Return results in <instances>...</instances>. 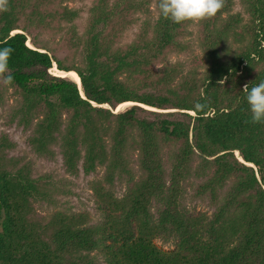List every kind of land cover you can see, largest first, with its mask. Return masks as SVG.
Listing matches in <instances>:
<instances>
[{
    "label": "trees",
    "instance_id": "trees-1",
    "mask_svg": "<svg viewBox=\"0 0 264 264\" xmlns=\"http://www.w3.org/2000/svg\"><path fill=\"white\" fill-rule=\"evenodd\" d=\"M63 1L6 0L0 46L14 49L13 80L0 74V103L14 101L7 124L30 131L36 154L53 158L57 145L68 172L101 166L105 182L124 180L126 191L118 198L95 189L101 224L86 212L41 217L34 204L49 200L50 184L8 155L16 144L0 132V264H264V123L251 122L243 91L264 80V0H240L246 21L233 0L195 21L206 60L200 74L183 72V63L154 70L168 52L189 49L181 35L193 23L161 17L159 0L154 22L140 23L129 44L118 38L145 0H94L76 63L30 47L31 29L78 16ZM54 65L74 71L80 85L54 75ZM191 179L210 213L183 203Z\"/></svg>",
    "mask_w": 264,
    "mask_h": 264
},
{
    "label": "rangeland",
    "instance_id": "rangeland-1",
    "mask_svg": "<svg viewBox=\"0 0 264 264\" xmlns=\"http://www.w3.org/2000/svg\"><path fill=\"white\" fill-rule=\"evenodd\" d=\"M93 2L94 0H64L62 5L68 7V9L77 10L78 16L70 21H62L52 29H31L27 35L26 42L32 47L37 46L39 48H44L40 50L48 51L53 57L60 59L63 64L71 62L76 63L80 60L82 50V46H78L77 40L78 38L82 39L84 36L89 10ZM143 3V8L133 14L136 18V23L127 27L124 32L120 34L118 45L123 46L129 44L135 32L138 30L140 23L148 21L152 24L156 19V1L145 0ZM233 3L232 12L240 13L244 21H246L248 15L241 1L233 0ZM20 25H22V23H20ZM17 31L18 30H15L13 32ZM181 38L189 42V49L168 52L162 59L154 63V70L162 69L167 65L183 63V72L192 68L195 69L198 74L203 71L206 60L202 56V51L199 46L198 26L196 22L185 27ZM52 68H55V66ZM10 91L11 90H9V92ZM13 104L14 101L12 102L9 97H7L4 102L0 103V132H6L10 139L16 144L14 149L8 152V155L22 158V161L29 162L32 167L33 176H46L50 184L49 200L35 203L34 208L36 213L41 217H47L54 211L65 213L86 212L90 217L91 225L101 224L104 218L96 205L95 189H100V186H103L105 189L111 188L112 195L120 198L126 191L125 181L114 178L112 180V185L107 184L104 180L105 169L101 166L97 167L95 171L87 174L81 169L76 174L68 172L62 165L60 150L57 145L53 146L55 151V156L53 158H47L36 154L26 139L30 131H23L21 127L15 126L14 124H7L8 114ZM130 105H132V102L129 105L121 107L120 110H124ZM152 110L169 112L171 113L170 117H178L175 110H157L154 108ZM235 155L241 161L237 152H235ZM248 165L252 166L251 164ZM196 181L197 180H195V182ZM195 182L194 179L188 181L183 203L188 209L194 208L198 211L210 213L213 208L208 204V201L205 198L193 196ZM152 211L154 214L156 213L155 207L152 208ZM154 244L164 251L172 249L171 244L163 243L159 239L154 240ZM97 260L98 264H103V260L100 257H98Z\"/></svg>",
    "mask_w": 264,
    "mask_h": 264
},
{
    "label": "clouds",
    "instance_id": "clouds-1",
    "mask_svg": "<svg viewBox=\"0 0 264 264\" xmlns=\"http://www.w3.org/2000/svg\"><path fill=\"white\" fill-rule=\"evenodd\" d=\"M221 7L222 0H159L158 3L161 17L176 24L212 17ZM6 10V0H0V11ZM13 52L14 49L10 46H0V74L7 73L6 80L9 82L13 80L9 72V60ZM243 91L251 113V122L264 123V80L250 88L245 85ZM194 107L200 110L204 105L196 103Z\"/></svg>",
    "mask_w": 264,
    "mask_h": 264
},
{
    "label": "bare ground",
    "instance_id": "bare-ground-1",
    "mask_svg": "<svg viewBox=\"0 0 264 264\" xmlns=\"http://www.w3.org/2000/svg\"><path fill=\"white\" fill-rule=\"evenodd\" d=\"M14 33H15V32H14ZM28 45H29L30 47H32L29 43H28ZM52 71H55V72H53L54 74H59L60 76L68 77V78H70L71 80L76 81V83H78V81H79L77 74H76L75 72H73V71L65 72V71L57 70V69H55V68H53ZM130 103H131V102H126V103H124L121 107L126 106V105H129ZM121 107H120V109H121ZM148 107H149V106H148ZM150 108H152V107H150ZM152 109H153V108H152Z\"/></svg>",
    "mask_w": 264,
    "mask_h": 264
},
{
    "label": "water",
    "instance_id": "water-1",
    "mask_svg": "<svg viewBox=\"0 0 264 264\" xmlns=\"http://www.w3.org/2000/svg\"><path fill=\"white\" fill-rule=\"evenodd\" d=\"M78 79H79V77H78ZM78 84L80 85V80L78 81ZM133 104V103H132Z\"/></svg>",
    "mask_w": 264,
    "mask_h": 264
}]
</instances>
